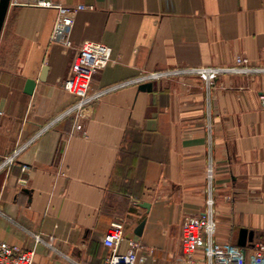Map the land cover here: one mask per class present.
<instances>
[{"label":"crops","instance_id":"0c3cea01","mask_svg":"<svg viewBox=\"0 0 264 264\" xmlns=\"http://www.w3.org/2000/svg\"><path fill=\"white\" fill-rule=\"evenodd\" d=\"M79 6L67 49L52 37ZM85 41L113 55L92 79L100 97L84 134L78 99L61 82ZM238 58L256 71L221 75L212 99L195 74L139 82ZM147 83L151 91L140 89ZM210 198L218 257L264 264V0H10L0 35L1 241L35 250L34 264H104L103 240L122 224L143 243L141 264H179L182 222L206 213ZM242 229L254 233L246 247ZM195 261L209 264L202 251Z\"/></svg>","mask_w":264,"mask_h":264},{"label":"built area","instance_id":"2783aa9c","mask_svg":"<svg viewBox=\"0 0 264 264\" xmlns=\"http://www.w3.org/2000/svg\"><path fill=\"white\" fill-rule=\"evenodd\" d=\"M85 8L84 6L73 8L66 16L58 19L52 37L53 42H58L67 49L73 48V43L69 36L74 25V15L78 10ZM112 55V48L106 44L92 41L83 42L78 47V52L73 61L69 77L61 82L63 88L78 99L74 111L77 120L76 130L81 133L85 134V122L90 117L88 109L100 97V94H91L92 79L112 62ZM247 64L246 59L238 58L232 67H195L176 69L173 71L152 72L141 77L139 82L156 81L173 75L195 74L203 81L204 89L212 99L217 87V81L221 75L225 73L244 75L256 71ZM14 157L7 159V161L12 163ZM213 169V165L211 164L208 169L210 181L213 180ZM216 214L214 200L210 198L206 213L200 216L184 218L182 222L181 240L184 257L179 264H197L195 256L200 251L205 253L209 264H224V261L218 257L215 249L214 238L217 231ZM124 241H126V250L121 252L120 248ZM103 243L110 249V253L104 264H141L148 259L141 240L125 238V229L122 224L112 226L107 232ZM263 253L264 246L260 245L257 255L261 257ZM34 258L35 250H22L0 240V264H34Z\"/></svg>","mask_w":264,"mask_h":264},{"label":"water","instance_id":"95a60500","mask_svg":"<svg viewBox=\"0 0 264 264\" xmlns=\"http://www.w3.org/2000/svg\"><path fill=\"white\" fill-rule=\"evenodd\" d=\"M9 5H10V0H1L0 1V35H1L3 25H4V22L6 19V15H7L8 9H9ZM34 88H35V82L32 80L27 81L26 93L32 94ZM152 88H153L152 83H147V84H144L140 87V89L148 90V91H151ZM145 206L147 207V205H145ZM143 225H144V223L139 227V229H138L139 232H141ZM253 240H254V233L253 232H249L247 229L241 230V236H240V241H239L240 246L246 247L247 242L248 241L253 242Z\"/></svg>","mask_w":264,"mask_h":264}]
</instances>
